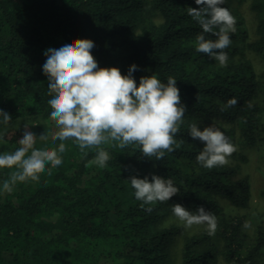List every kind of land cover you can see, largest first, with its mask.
I'll return each mask as SVG.
<instances>
[{"label":"trees","instance_id":"trees-1","mask_svg":"<svg viewBox=\"0 0 264 264\" xmlns=\"http://www.w3.org/2000/svg\"><path fill=\"white\" fill-rule=\"evenodd\" d=\"M241 1L226 0L224 6L235 16L233 4ZM188 7L199 6L194 0H0V109L12 116L9 129L19 119L40 123L53 118L40 62L45 44L62 37L93 40L99 66H117L124 74L135 63L137 83L151 73L162 81L175 77L187 106L177 145L160 161L142 156L135 145L120 148L112 142L101 145L111 159L99 168L92 163L97 149L81 152L74 143L51 173L46 166L37 177L20 179L11 192L0 194V264H174L172 249L179 236V264H205L215 253L230 264H264L262 226L246 245L244 218L226 214L222 205H248L247 179H234L233 166L202 167L196 154L203 142L188 134L193 122L201 127L215 123L242 146L260 140L261 108L254 101L258 83L242 51L264 58V0L250 1L256 19L253 40L235 16L225 67L195 51L201 28ZM230 97L238 103L221 111ZM17 137L14 132L0 144V152L13 150ZM43 143L55 146L49 138ZM11 171L0 169V181ZM152 173L172 178L180 193L149 213L135 199L128 177L151 179ZM174 203L193 210L203 205L215 214V234L187 235L176 224Z\"/></svg>","mask_w":264,"mask_h":264},{"label":"clouds","instance_id":"clouds-1","mask_svg":"<svg viewBox=\"0 0 264 264\" xmlns=\"http://www.w3.org/2000/svg\"><path fill=\"white\" fill-rule=\"evenodd\" d=\"M194 3L199 7H188L187 13L201 28L195 37V51L206 54L221 67L227 66L229 54L225 49L232 44L236 17L224 6L226 0H194ZM94 47V41L86 37H62L43 47L40 66L50 89L48 111L56 127L41 128L39 136L50 135L55 146L37 145V135L30 127L34 124L18 121L16 128L23 130L17 146L11 151L0 152V169H12L8 178L0 181V194L11 192L20 179L37 177L46 166L49 173L60 166L69 140L77 144L81 152L95 147L92 163L99 168L106 167L111 159L109 151L101 147L103 144L115 142L120 148L135 145L142 156L157 161L174 151L176 134L187 111L177 79L169 76L162 81L151 73L141 76L137 83L133 73L138 65L130 64L124 74L117 66H99L92 54ZM237 103L235 97H230L221 111ZM11 120L10 113L0 109V142L5 139ZM188 134L203 142L196 161L204 168L229 164V157L236 151V145L215 123L201 127L193 122ZM128 179L135 199L149 213L158 202H167L180 193L170 177L152 173L151 179L148 175H130ZM172 213L185 229L203 225L208 235H214L217 230V217L203 205L193 210L174 203ZM244 227L251 225L245 223Z\"/></svg>","mask_w":264,"mask_h":264},{"label":"rangeland","instance_id":"rangeland-1","mask_svg":"<svg viewBox=\"0 0 264 264\" xmlns=\"http://www.w3.org/2000/svg\"><path fill=\"white\" fill-rule=\"evenodd\" d=\"M250 1L251 0H243L241 2H235L232 8L235 16H238V18L243 20L244 26L248 31V39L253 40L256 38V19L254 12L250 9ZM242 54L245 64L253 71L254 79L258 83V89L254 101L261 108L259 112V119L264 128V58L249 49H244ZM18 121L21 124H34L30 125V127L34 129V133L37 135V145L44 144L43 142L45 138H49V141H51L50 135L48 137H40L39 130L41 128H49L50 130L54 129L56 127L54 124V118L41 119L40 123L36 120H31V118H23ZM17 122L12 124L10 129L9 127L7 128L8 130L6 132L5 139L0 142V144H3L6 140L10 139L14 132L18 133V141L19 135L23 129L22 127L16 128ZM225 126L227 127L226 124ZM231 141L236 145V151H234V155L229 157V164H227V166L235 167V174L233 176L234 179L243 177L247 179L249 183L250 195L248 205L246 207H235L228 201L222 203V205L224 206L226 214L231 216H241L244 218L245 223L251 225L249 228H243L246 245H249L254 237L257 227L261 225L264 230V131H262L261 138L258 143L252 147L242 146L238 142L237 136L236 138L232 137ZM56 143L58 144L59 141ZM53 145L55 144L53 143ZM66 145L67 149L75 146L71 140L66 141ZM175 219L177 220L176 224L183 226V223L179 221L178 218L175 217ZM184 232L187 235H196L198 233L200 235L207 234L206 226L203 225H194L191 229L184 228ZM215 242L216 243L214 245L219 248L218 245H221L218 244L217 241ZM180 248L181 237L179 236L172 249L176 255L174 257V264H179L180 262ZM205 264L230 263L226 262L220 254L215 253Z\"/></svg>","mask_w":264,"mask_h":264}]
</instances>
